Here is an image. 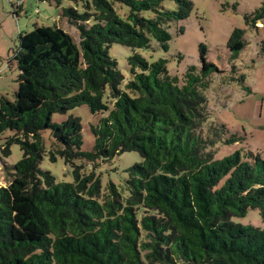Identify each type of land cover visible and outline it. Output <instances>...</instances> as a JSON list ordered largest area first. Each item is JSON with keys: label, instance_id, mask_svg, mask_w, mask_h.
Segmentation results:
<instances>
[{"label": "trees", "instance_id": "16d2710c", "mask_svg": "<svg viewBox=\"0 0 264 264\" xmlns=\"http://www.w3.org/2000/svg\"><path fill=\"white\" fill-rule=\"evenodd\" d=\"M68 1L76 7H62L60 16L77 39L56 25L21 33L19 88L13 100L0 95V136L11 132L0 155L8 157L13 144L22 151L0 186V264H264V227L231 220L256 209L264 222V152L214 117L206 90L223 71L207 60L204 43L200 66L180 76L169 74L166 59L135 51L153 42L167 51L170 24L190 15L192 1L171 0L174 8L166 0ZM244 23L229 35L231 59L246 47V31L259 36L264 3ZM112 44L133 50L127 80L108 54ZM256 45L264 57V37ZM231 64L229 81L247 89ZM81 105L99 116L90 151L81 150L77 117L52 121ZM45 129L48 159L71 164V182L39 167ZM235 143L242 146L214 158L219 146ZM132 151L142 160L102 191L98 163ZM88 164L94 169L85 172Z\"/></svg>", "mask_w": 264, "mask_h": 264}, {"label": "rangeland", "instance_id": "374dc122", "mask_svg": "<svg viewBox=\"0 0 264 264\" xmlns=\"http://www.w3.org/2000/svg\"><path fill=\"white\" fill-rule=\"evenodd\" d=\"M191 1L193 9L190 15L186 19L170 24L168 31L171 39L168 42L167 51L157 47L154 42L150 50L136 49L135 51L148 61L166 59L169 74L180 76L187 66H200L198 45L206 44L207 60L223 71L211 76L210 86L206 90L209 105L214 110V117L223 121L232 130L244 129L248 138L242 143L243 145L261 140L264 142V130L257 128L264 123V117H262L264 103L263 111H261V93H264V57L258 54L259 49L256 45V39L264 37V24L259 25V36L254 30L245 32L247 45L237 53L235 58L229 57L230 53L226 45L234 28H245L244 14L254 11L264 3V0ZM163 5L167 8L175 7L171 0L164 1ZM64 6L76 7V4L68 0L59 6L53 0H0V95L13 100L19 88L17 80L19 70L14 56L20 49L19 35L21 33L32 30L35 25H56L69 33L74 40L77 39L75 28L68 25L60 16L61 8ZM132 52L131 48L118 44H112L108 49V54L117 61L125 80L129 78L127 57ZM232 62L239 70V74L245 75V83L251 88L250 91H246L235 81H229L228 75L233 76ZM69 115L77 117L81 124V150L90 151L94 145L90 125L95 124L99 116L92 114L86 105H81L66 114H54L52 121L59 123ZM10 134V131H5L0 136V144ZM41 135L45 153L39 167L49 171L57 182H71L73 180L72 165L65 163L60 157L55 162L48 159L47 153L52 145L50 130H43ZM242 144L221 145L215 151L214 158L219 159L232 154ZM10 150L11 154L8 157L4 158L0 155V186H6L11 179L8 166L14 165L22 157L19 145H11ZM262 156L264 157V154ZM141 160L142 157L138 152H124L115 155L111 160L100 161L95 169L90 164L85 165L84 171L90 172L94 169L100 178L101 189L104 191L109 181L119 185L126 177L125 170ZM231 220L243 226L250 224L264 227V222L256 209L249 210L241 217L233 216Z\"/></svg>", "mask_w": 264, "mask_h": 264}, {"label": "crops", "instance_id": "0c3cea01", "mask_svg": "<svg viewBox=\"0 0 264 264\" xmlns=\"http://www.w3.org/2000/svg\"><path fill=\"white\" fill-rule=\"evenodd\" d=\"M259 25H261L260 23H259ZM246 91H250V87L246 84ZM262 94V109H261V111H263V103H264V93H261ZM260 117H261V115H260ZM262 117H264L263 115H262ZM263 121H264V118H263ZM257 128H261V129H263L264 130V123L263 124H261V125H258L257 126ZM240 131V130H239ZM241 131H244V133L247 135L246 137L248 138V134L245 132V130L244 129H241ZM264 142L261 140V141H259V142H256V143H249V147H250V149H252L253 151H255V150H257V151H262V152H264V144H263ZM255 148V149H254Z\"/></svg>", "mask_w": 264, "mask_h": 264}]
</instances>
